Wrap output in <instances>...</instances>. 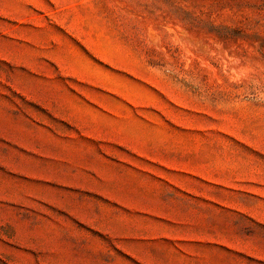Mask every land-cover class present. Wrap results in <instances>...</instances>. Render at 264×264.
I'll use <instances>...</instances> for the list:
<instances>
[{"label": "rangeland", "instance_id": "rangeland-1", "mask_svg": "<svg viewBox=\"0 0 264 264\" xmlns=\"http://www.w3.org/2000/svg\"><path fill=\"white\" fill-rule=\"evenodd\" d=\"M0 264H264V0H0Z\"/></svg>", "mask_w": 264, "mask_h": 264}]
</instances>
